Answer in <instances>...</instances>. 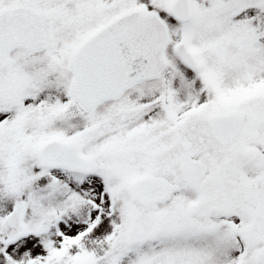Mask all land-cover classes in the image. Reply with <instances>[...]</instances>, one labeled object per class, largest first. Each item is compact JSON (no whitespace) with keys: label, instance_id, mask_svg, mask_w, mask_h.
<instances>
[{"label":"snow or ice","instance_id":"1","mask_svg":"<svg viewBox=\"0 0 264 264\" xmlns=\"http://www.w3.org/2000/svg\"><path fill=\"white\" fill-rule=\"evenodd\" d=\"M0 264H264V0H0Z\"/></svg>","mask_w":264,"mask_h":264}]
</instances>
